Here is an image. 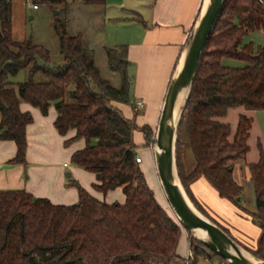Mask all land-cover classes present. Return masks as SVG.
I'll list each match as a JSON object with an SVG mask.
<instances>
[{
  "label": "trees",
  "instance_id": "1",
  "mask_svg": "<svg viewBox=\"0 0 264 264\" xmlns=\"http://www.w3.org/2000/svg\"><path fill=\"white\" fill-rule=\"evenodd\" d=\"M34 1L37 6L57 5L65 13L69 9L68 0ZM82 1L93 6L106 3ZM12 9V0H0V141H14L18 151L13 162L25 163L26 129L33 117L23 112L20 104L26 102L43 115L53 106L59 134L76 131L66 144L85 140V148L72 156L74 165L96 175L97 191L106 195L121 188L126 201L108 204L78 184L79 201L71 206L54 205L24 190L0 191V264H196L200 258L229 264L192 238L158 202L136 160L139 147L134 132L144 134L146 147L153 143L155 133L149 126L138 127L115 105L130 103L127 46L104 48L109 69L120 76V86L115 87L102 77L95 53L84 47L82 36L69 34L67 19L59 20L55 27L63 60L55 65L45 47L30 39L14 38ZM253 32L264 33V0H225L179 127L176 156L185 190L211 221L217 224L190 188L200 176L221 198L251 217L261 229L258 246L254 250L242 246L264 260V206L250 211L238 202L243 187L233 176L234 163L245 160L250 150L253 122L240 115L233 134L230 124L221 122L230 109L264 111V45L243 44V38ZM224 59L241 60L245 66L229 67L223 64ZM25 70L27 80L15 82ZM184 130L195 159L194 170L186 174ZM249 169L255 196L264 201L261 147L259 161ZM185 232L188 257L177 252Z\"/></svg>",
  "mask_w": 264,
  "mask_h": 264
},
{
  "label": "crops",
  "instance_id": "2",
  "mask_svg": "<svg viewBox=\"0 0 264 264\" xmlns=\"http://www.w3.org/2000/svg\"><path fill=\"white\" fill-rule=\"evenodd\" d=\"M21 1L16 5L12 2L13 22L18 8L26 13V4L23 6ZM68 2L67 13L72 10L82 13L81 26L86 32L79 31L77 35L82 36L85 48L94 51L95 63L97 48L105 52V47L127 46L130 62L128 75L131 79L130 103L115 105L126 118L134 120L138 127L149 126L156 134L168 86L204 0H106L102 6L86 5L82 0ZM68 26L67 23V30ZM105 79L111 82L109 78ZM138 101L145 105L136 112L134 104ZM20 109L31 113L33 117L32 123L26 129V161L13 162L18 151L16 143L0 141V191L24 190L34 198L47 199L54 205L71 206L79 201V185L108 204L125 203L126 196L121 188L104 195L95 189L98 183L96 175L74 165L72 156L85 148V140L66 144L75 137L76 131L71 130L65 136L59 134L55 127L58 114L53 106L47 115L23 101ZM134 143L139 147L137 156L142 158L140 166L146 176L143 164L146 162L148 169L155 166L154 139L146 147L144 134L135 131ZM183 145L182 162L185 171L190 173L195 168V159L188 146L187 137L183 139ZM258 161L259 158L248 163L246 157L245 160L234 163V179L243 188L245 181H249L246 183L250 188V196L253 186L249 165ZM190 188L204 210L219 226L229 230L231 236L241 245L253 250L257 248L261 229L250 216L231 201L221 198L204 176L193 181ZM158 202L160 203L159 200ZM245 208L256 210L254 206ZM183 241L189 244L186 232L182 236L181 242Z\"/></svg>",
  "mask_w": 264,
  "mask_h": 264
},
{
  "label": "water",
  "instance_id": "3",
  "mask_svg": "<svg viewBox=\"0 0 264 264\" xmlns=\"http://www.w3.org/2000/svg\"><path fill=\"white\" fill-rule=\"evenodd\" d=\"M225 0H204L168 86L153 143L154 162L163 194L179 223L229 264H264L193 203L181 181L176 156L178 131L197 77L198 68ZM58 15L59 12H56ZM242 199L238 198L240 202ZM257 207L264 201L257 198ZM198 232L204 236L199 237Z\"/></svg>",
  "mask_w": 264,
  "mask_h": 264
},
{
  "label": "rangeland",
  "instance_id": "4",
  "mask_svg": "<svg viewBox=\"0 0 264 264\" xmlns=\"http://www.w3.org/2000/svg\"><path fill=\"white\" fill-rule=\"evenodd\" d=\"M13 3H18L19 0H12ZM23 6H26V13L17 9V16L13 22V36L15 39H30L34 44L45 47L51 53L52 64L60 65L62 63V56L59 52V36L56 32V24L59 20L67 19L68 31L71 35H77L79 31H85L86 29L81 26L83 22L82 13L72 10L71 12L65 13L62 8L57 5L50 4H38V10L33 9L34 0H22ZM56 12H59L57 15ZM253 44L255 48L264 45V33L253 32L249 33L243 38V44ZM223 64L229 67H244L245 63L237 59H224ZM96 65L100 69L102 76L109 78L111 83L118 87L119 75L114 73L107 67L106 54L103 50H96ZM109 75H112L109 77ZM38 79L41 75L37 76ZM28 78V71H22L15 79V82H24ZM244 115L252 120V128L250 130V137L248 140L249 152L247 156V162L251 163L257 158L260 159V147L264 154V111H249L242 107L230 109L226 117L221 119V122L230 124L232 128V134L235 133L238 124L239 116ZM186 130L183 133V139H186ZM146 169V176L150 187L154 190L157 199L160 203L173 214L164 194L161 189L155 166L147 168L145 162L142 166ZM183 171L186 174L184 165ZM248 180L245 181L243 192H242V204L244 207L254 206L257 208V197H254L252 190V196H250V188L247 186ZM178 254L182 257L190 255L189 244L187 242H181L178 247ZM196 264H219L216 259L206 260L203 258L198 259Z\"/></svg>",
  "mask_w": 264,
  "mask_h": 264
},
{
  "label": "built area",
  "instance_id": "5",
  "mask_svg": "<svg viewBox=\"0 0 264 264\" xmlns=\"http://www.w3.org/2000/svg\"><path fill=\"white\" fill-rule=\"evenodd\" d=\"M32 7H33V9H37L38 8L37 5H33ZM144 105L145 104L142 101H138V102H136L134 104V108H135L136 111H140V110H142L144 108ZM136 160H137L138 163L142 162V158L140 156H137Z\"/></svg>",
  "mask_w": 264,
  "mask_h": 264
},
{
  "label": "bare ground",
  "instance_id": "6",
  "mask_svg": "<svg viewBox=\"0 0 264 264\" xmlns=\"http://www.w3.org/2000/svg\"><path fill=\"white\" fill-rule=\"evenodd\" d=\"M198 236H199V237H202V236H204V235H203L202 232H198Z\"/></svg>",
  "mask_w": 264,
  "mask_h": 264
}]
</instances>
